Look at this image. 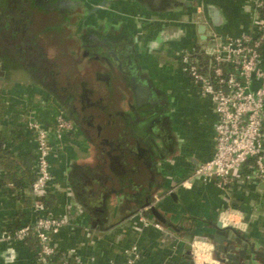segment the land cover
Here are the masks:
<instances>
[{
    "label": "crops",
    "instance_id": "1",
    "mask_svg": "<svg viewBox=\"0 0 264 264\" xmlns=\"http://www.w3.org/2000/svg\"><path fill=\"white\" fill-rule=\"evenodd\" d=\"M71 1L88 7L93 33L101 39L112 34L111 40L122 32L128 36L131 45L126 47L128 57L121 65L137 72L140 83L145 85L148 79L158 89L157 97L164 98L163 104L168 106L169 128L167 132L164 122L157 121L158 124L149 127L143 121L137 128L130 125V132L122 134L121 140L128 144L110 146L100 134L104 131L105 138L113 137V129L102 131L98 117L92 115L84 119L78 110V116L73 117L74 130L64 134L60 142L62 148L53 146L49 155V191L55 196L50 209L67 220L53 240L62 249L74 248L84 264H123L126 258L123 250L131 245H136L141 253L135 264H178L185 245L190 244L195 234H206L211 238L214 255L221 246L212 238L214 224L221 208L230 203L242 210L247 221L246 231L238 232L244 238L241 241H247V256L236 255V262L232 258L219 264H256L252 251L257 249L264 260V180L257 179L248 170H238L227 192L210 182H195L189 189L180 186L185 175L211 155L215 116L210 101L200 96L197 87L182 71L176 52L191 49L196 44L202 48L209 45L207 36L201 38L196 25L204 19L209 21L207 5L213 6L223 19L219 27H214L218 31L230 35L250 31L252 19L257 16L254 0H106L105 5L94 11L91 8L101 0ZM27 2L30 6V0ZM55 14L62 13L36 16L39 21ZM109 19L111 22L105 24ZM119 21H125L127 27L125 22ZM78 23H83L82 19ZM88 32L86 29L85 34ZM40 40L46 51L54 50L52 43ZM66 45L69 46L67 51H77L72 41H66ZM84 66L83 62H76L75 75L84 76ZM120 75L125 77L121 72ZM81 81L88 86L96 84L100 87L102 84L94 75ZM114 83L112 80L111 91L106 90L108 87L102 91L105 104L111 111L117 105L128 108L130 96L121 92L123 95L117 99ZM52 84L60 85L55 81ZM42 87L43 90L32 88L23 96L0 95L5 104L0 111V130L15 123L22 125V136L7 139L6 149L14 155L29 153L33 161L35 141L19 119L22 115L24 119L28 107L36 118L48 123L59 105L55 100L57 96L45 85ZM130 89L132 108L135 102L132 83ZM145 106L141 108V120L150 110L148 104ZM147 133L155 134L154 145L144 137ZM174 139L177 152L169 157H159L165 155L167 147H174ZM2 169L0 165V237L4 231L10 232L24 221L33 219L29 185L13 188L4 179ZM148 201L167 220L162 223V230L138 223L137 214L144 207L152 219V214L147 211ZM233 242L237 246L236 241ZM35 243L31 238L24 243L4 238L0 241V264H40ZM73 261L68 264H74Z\"/></svg>",
    "mask_w": 264,
    "mask_h": 264
},
{
    "label": "built area",
    "instance_id": "2",
    "mask_svg": "<svg viewBox=\"0 0 264 264\" xmlns=\"http://www.w3.org/2000/svg\"><path fill=\"white\" fill-rule=\"evenodd\" d=\"M253 2L257 16L252 19V28L248 32L225 34L204 19L209 45L203 49L211 57V78L208 73L198 72L191 59L194 47L176 52L182 71L197 87L200 96L210 101L215 116L213 151L185 175L180 182L183 188L189 189L195 182H210L227 192L238 170H248L257 179L264 180V19L258 11H264V0ZM32 111L27 107L24 119L22 115L19 121L24 123L35 141L34 178L28 187V195L33 198V220L24 221L10 232L4 231L0 241L9 238L24 243L32 233L40 264H68L72 259L74 264H84L74 248L62 249L53 240L67 220L64 215L53 214L40 199L51 187L50 152L53 146L62 148V136L72 132L74 125L58 106L48 123L40 121ZM145 211L146 207L137 214L138 223L143 227L163 229ZM217 219L241 232L247 229L242 210L230 203L221 208ZM213 245L208 235L195 234L190 242L194 264H219L213 256ZM123 252L126 257L123 264H135L141 256L136 245Z\"/></svg>",
    "mask_w": 264,
    "mask_h": 264
},
{
    "label": "trees",
    "instance_id": "3",
    "mask_svg": "<svg viewBox=\"0 0 264 264\" xmlns=\"http://www.w3.org/2000/svg\"><path fill=\"white\" fill-rule=\"evenodd\" d=\"M258 11L260 17L264 19L263 9H259ZM80 19H82L83 23H78ZM89 19L90 16L88 15V7L84 3L71 4V7L67 8L64 13L52 15L45 20L36 21L35 17L29 19V23H31L33 27L35 36L39 39L47 40L55 46L54 50L44 52L51 64L49 71L53 74L55 82L57 84L65 85L69 91H77L81 80L92 77L93 75L101 76L103 70L105 69L113 76H116L115 87L117 91V99L121 97L123 93L128 94L130 96V102L127 106L128 108L123 109L117 105L115 110L111 111L103 100L97 106L95 105L93 108L89 107L92 109L86 107L80 111L82 118L84 119H89L92 115L98 117L101 121L100 124L102 131L104 128L113 129V137L105 138L104 131L100 134L102 139L107 140V142H105L106 145L110 144V146H114L117 144L122 146L123 144H128L126 142L123 143V140H121L122 134L130 132V125L137 128L143 121L147 122L149 127H153L154 124H158L157 121L161 119L164 122L163 126L167 128L168 132L169 123L167 119V104L154 105V108L156 106V110H148L147 116L144 120H141V108L146 107L145 105L139 107L137 110H132L131 108L133 96L130 91V77H122L118 69V64L123 63V60L128 57L126 47L131 45V41L128 36L122 32L109 41H103L101 37L93 33L94 28L90 24ZM110 22L111 21L109 19L105 24L108 25ZM119 22L123 24L125 21ZM124 25H127L126 22ZM86 29L89 31L88 35L85 34ZM66 41H68V43L69 41H72L76 44L77 51L75 53L67 51L69 46L66 45ZM131 51H133V49H131ZM131 51L129 53H131ZM191 59L194 61L198 72L208 73L209 77H212V70L210 68L211 57L202 47H200L199 44L195 45L194 50L191 53ZM78 61L83 62L85 65L83 70L85 72L84 76H77L74 73V64ZM1 94L2 92L0 95ZM58 107L66 114L67 118L71 120L73 125H76L71 112L61 103ZM4 108L5 104L0 97V111ZM21 136L22 125L18 123L9 126V128L4 126L0 130V165H2L3 168L2 171L4 179L15 189H22L26 187L34 178L33 156L29 153L14 155L12 152L7 150L5 146V141L7 139L13 140ZM144 137L148 139L152 145L155 144V134L147 133L144 134ZM173 142L174 147H171V150L167 147L165 155L163 154L159 157H169L177 152L175 139ZM29 199L32 203L33 198L29 196ZM40 199L43 205L49 208L55 202V196L50 191L42 195ZM236 232L227 230L226 236L230 239V241L220 242L219 244H221V246L216 252H214L213 256L218 259L220 263L232 258V260L236 262V255L242 258L247 256V241L242 242L241 240L244 238L238 233H241V231L236 230ZM28 238H31L36 242L32 233ZM234 240L236 241L237 246L234 245ZM35 245L37 247L36 243ZM255 251H258V249ZM258 252H254V250L252 251V254L254 255L253 259L256 264H264V260L261 259L263 256Z\"/></svg>",
    "mask_w": 264,
    "mask_h": 264
},
{
    "label": "rangeland",
    "instance_id": "4",
    "mask_svg": "<svg viewBox=\"0 0 264 264\" xmlns=\"http://www.w3.org/2000/svg\"><path fill=\"white\" fill-rule=\"evenodd\" d=\"M28 15L26 0H0V93L4 96H23L32 88L43 90L45 85L57 96L55 100L58 104L61 101L66 103V93L52 84L44 42L30 30ZM16 28L21 30L10 39ZM3 63L8 66L4 73L1 68ZM72 101L70 99L69 103L72 104Z\"/></svg>",
    "mask_w": 264,
    "mask_h": 264
},
{
    "label": "water",
    "instance_id": "5",
    "mask_svg": "<svg viewBox=\"0 0 264 264\" xmlns=\"http://www.w3.org/2000/svg\"><path fill=\"white\" fill-rule=\"evenodd\" d=\"M71 4H74L71 0H30V6L34 14L37 15L38 17H46L56 12L63 13L66 10V8H69V5ZM105 4H106V0H101L96 6H93L91 8V11L97 10L98 8L102 7ZM187 4L189 5L190 3H187ZM206 8H207V12L210 18L209 22L211 26L219 27L221 23L223 22V19H221L217 10L211 5H207ZM196 25L198 26L200 37L203 39L206 38V35L204 34V31L206 28L205 25L203 23H198V22L196 23ZM111 36L112 34L105 35L103 36L102 40L108 41L110 40ZM134 39L136 40L137 38L134 37ZM118 69L124 76L129 75L130 77V82L132 83V91L134 93V98H135L134 105H132L133 110H137L140 106L145 105V104H148V108H151L152 103H157V98L154 95H151V96L149 95L150 96L149 100L146 98L148 87L146 86V84L144 85L143 83H140L139 81H137V72H132L125 65H121V64H118ZM111 89H112V84L108 86L106 90L111 91ZM261 184L262 183H260V185ZM147 211L152 214V220H154L155 222H158L161 225L162 223L163 224L167 223V220L163 217V215L158 211V209L155 207V205L151 201H148ZM227 230L236 232V229H234L232 226L225 225L222 221L217 220L216 223L214 224L213 240L218 243L222 241L229 242L230 239L226 236ZM254 252H258V251L254 250ZM258 253L263 255L261 252H258ZM178 264H194L190 256V244L185 245V252L183 254L182 259L179 261ZM207 264H210V263H207Z\"/></svg>",
    "mask_w": 264,
    "mask_h": 264
},
{
    "label": "flooded vegetation",
    "instance_id": "6",
    "mask_svg": "<svg viewBox=\"0 0 264 264\" xmlns=\"http://www.w3.org/2000/svg\"><path fill=\"white\" fill-rule=\"evenodd\" d=\"M26 4L28 6V10H29V19H32L35 17V20L38 21L37 19V16L34 14L32 8L29 6V2H27L26 0ZM29 19H27V23L29 25V28L30 30L34 33L33 31V27L31 25V23H29ZM21 30V29H15L11 34H10V39L14 38L15 35L17 34V32ZM89 34V32L87 33V35ZM35 35V33H34ZM45 51V50H44ZM45 55V53H44ZM49 62V61H48ZM51 66L50 62H49V67ZM7 65H4V63L1 65V68H2V71L3 73L6 71L7 69ZM104 71V70H103ZM51 73V72H50ZM102 73H108V75H101V76H98V75H94V77L97 79V81H100L102 82V88L101 85L100 87L98 85H93V86H88V85H85V83H83V81L80 82L79 84V88H78V91H69L67 89V87L65 85H59V89L60 91L62 92H65L66 93V103L65 101H61V104L64 105V107H66L72 114V116L74 117L75 115L78 116V110H82V109H85L86 107H94L95 105L97 106L100 102L103 101V98H102V94L104 91V89H106L108 86L111 85L112 83V80L115 82V79H114V76H112V74L105 69V72H102ZM185 73V72H184ZM109 74H110V77H109ZM52 75V83L55 81L54 79V76L53 74L51 73ZM0 80H1V77H0ZM115 84V83H114ZM146 86L148 87L147 88V96L146 98L149 100L150 96L151 95H154L157 97V95L159 96L160 92L158 91V89H156L155 87H153L150 83H149V80L146 79ZM150 95V96H149ZM75 96V97H74ZM74 98V99H73ZM72 99V104L69 103V100ZM158 103L160 104H163L165 103V100L164 98H159L157 97V103H155V105H158ZM154 104V103H152ZM92 108H89V109H92ZM150 110L154 111L156 110V106L154 108V105L150 108ZM74 119V118H73ZM75 120V119H74ZM159 122H163V120L159 119ZM100 126V125H99ZM101 128V126H100ZM102 129V128H101Z\"/></svg>",
    "mask_w": 264,
    "mask_h": 264
}]
</instances>
